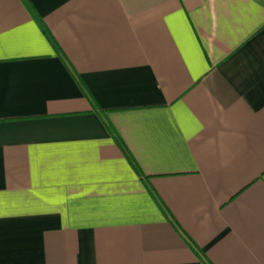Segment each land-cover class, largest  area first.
I'll use <instances>...</instances> for the list:
<instances>
[{"label": "crops", "instance_id": "0c3cea01", "mask_svg": "<svg viewBox=\"0 0 264 264\" xmlns=\"http://www.w3.org/2000/svg\"><path fill=\"white\" fill-rule=\"evenodd\" d=\"M0 264H264V0H0Z\"/></svg>", "mask_w": 264, "mask_h": 264}, {"label": "trees", "instance_id": "16d2710c", "mask_svg": "<svg viewBox=\"0 0 264 264\" xmlns=\"http://www.w3.org/2000/svg\"><path fill=\"white\" fill-rule=\"evenodd\" d=\"M65 62V64L67 65V68L69 69L71 75L73 76V78L75 79V81L79 84L81 90L83 91V93L85 94V96L87 98L90 99L89 94L87 93V91L85 90L81 80L79 79V77L77 76V74L71 69V67L66 63L65 60H63ZM95 110V109H94ZM105 122V121H104ZM105 127L107 128L108 132L110 133L111 137L113 138V140L115 141V144H117V146H119L121 149H123L122 143L120 142V140L118 139V137L116 136L114 130L112 129L111 126H109L106 122H105Z\"/></svg>", "mask_w": 264, "mask_h": 264}]
</instances>
